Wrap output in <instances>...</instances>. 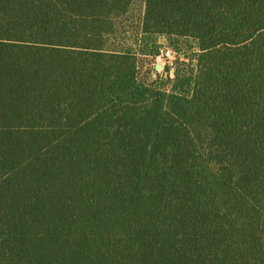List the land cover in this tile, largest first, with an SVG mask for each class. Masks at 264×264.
Segmentation results:
<instances>
[{
    "label": "trees",
    "instance_id": "1",
    "mask_svg": "<svg viewBox=\"0 0 264 264\" xmlns=\"http://www.w3.org/2000/svg\"><path fill=\"white\" fill-rule=\"evenodd\" d=\"M0 264H264V0H0Z\"/></svg>",
    "mask_w": 264,
    "mask_h": 264
},
{
    "label": "rangeland",
    "instance_id": "2",
    "mask_svg": "<svg viewBox=\"0 0 264 264\" xmlns=\"http://www.w3.org/2000/svg\"><path fill=\"white\" fill-rule=\"evenodd\" d=\"M160 43L163 44L162 50L159 56H157L155 59L147 58L144 61V71H153V72H164V67L168 63L171 65L172 61L176 59V57L172 54V52L166 47V41L164 38H160Z\"/></svg>",
    "mask_w": 264,
    "mask_h": 264
}]
</instances>
